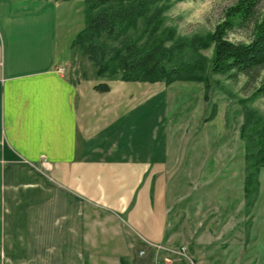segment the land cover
I'll use <instances>...</instances> for the list:
<instances>
[{
    "label": "crops",
    "instance_id": "1",
    "mask_svg": "<svg viewBox=\"0 0 264 264\" xmlns=\"http://www.w3.org/2000/svg\"><path fill=\"white\" fill-rule=\"evenodd\" d=\"M74 2L0 0V264H89L99 234L164 240L163 181L153 192L129 82L61 69L75 39L61 11ZM92 208L122 214L127 227L99 225Z\"/></svg>",
    "mask_w": 264,
    "mask_h": 264
},
{
    "label": "rangeland",
    "instance_id": "2",
    "mask_svg": "<svg viewBox=\"0 0 264 264\" xmlns=\"http://www.w3.org/2000/svg\"><path fill=\"white\" fill-rule=\"evenodd\" d=\"M239 1L171 0L166 3L165 24L180 36L206 35ZM61 17L64 36L73 40L86 26L84 2L64 7ZM251 36L250 24L229 32L233 42H247ZM201 52L212 56L210 50ZM65 62L62 71L78 79L98 77L78 48L71 46ZM100 79L124 82L120 76ZM263 80L260 69L231 76L209 74L208 85L128 83L136 147L150 145L139 151L152 161L153 192L163 181L165 236L147 247L125 231L119 240L116 234H99V247L89 245V264L95 255V264H264V168L250 205L244 194L247 144L240 136L245 107L264 115V98H252ZM92 209H98L99 225L127 227L122 214Z\"/></svg>",
    "mask_w": 264,
    "mask_h": 264
},
{
    "label": "trees",
    "instance_id": "3",
    "mask_svg": "<svg viewBox=\"0 0 264 264\" xmlns=\"http://www.w3.org/2000/svg\"><path fill=\"white\" fill-rule=\"evenodd\" d=\"M77 1V0H63ZM85 4L86 26L72 42L86 54L100 78L124 82L205 83L209 74L231 76L264 69V0H240L230 7L212 33L180 36L165 24L166 3L171 0H80ZM188 1V0H177ZM250 24L247 42H233L229 32ZM210 50L212 56L202 54ZM110 90L107 84L96 86ZM264 98V80L252 98ZM246 103L243 101L242 104ZM241 138L246 141L244 194L254 204L264 168V115L244 108Z\"/></svg>",
    "mask_w": 264,
    "mask_h": 264
},
{
    "label": "built area",
    "instance_id": "4",
    "mask_svg": "<svg viewBox=\"0 0 264 264\" xmlns=\"http://www.w3.org/2000/svg\"><path fill=\"white\" fill-rule=\"evenodd\" d=\"M184 250V249H183Z\"/></svg>",
    "mask_w": 264,
    "mask_h": 264
}]
</instances>
